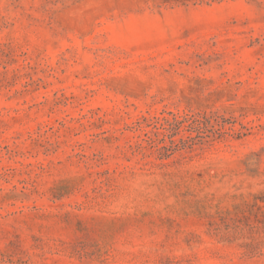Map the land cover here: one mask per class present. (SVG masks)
Segmentation results:
<instances>
[{"label": "rangeland", "instance_id": "obj_1", "mask_svg": "<svg viewBox=\"0 0 264 264\" xmlns=\"http://www.w3.org/2000/svg\"><path fill=\"white\" fill-rule=\"evenodd\" d=\"M0 264H264V0H0Z\"/></svg>", "mask_w": 264, "mask_h": 264}]
</instances>
